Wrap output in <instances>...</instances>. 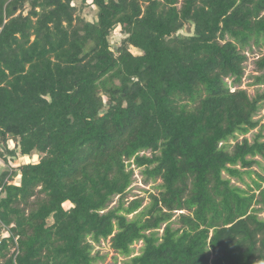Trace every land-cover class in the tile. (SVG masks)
Masks as SVG:
<instances>
[{
    "label": "trees",
    "instance_id": "obj_1",
    "mask_svg": "<svg viewBox=\"0 0 264 264\" xmlns=\"http://www.w3.org/2000/svg\"><path fill=\"white\" fill-rule=\"evenodd\" d=\"M74 1L0 0V264H264V0Z\"/></svg>",
    "mask_w": 264,
    "mask_h": 264
},
{
    "label": "rangeland",
    "instance_id": "obj_2",
    "mask_svg": "<svg viewBox=\"0 0 264 264\" xmlns=\"http://www.w3.org/2000/svg\"><path fill=\"white\" fill-rule=\"evenodd\" d=\"M91 2H92V0H89L87 5H83L82 0H75L74 4L83 8V12L81 13L82 16L86 17L89 21L94 22V21H96L97 9L92 7V5H90ZM29 9H30L29 1H27L26 2V12H28ZM182 34L189 35V32L184 30L182 32ZM122 37H123V35L120 32H117L113 35L111 41L113 44L118 43L119 41H121ZM246 54L248 56V61L245 65L246 74H245V77L243 80L242 88L246 89L248 91V93L250 94V96L252 98H254L257 93L264 92V85L263 86L253 85L255 75L259 74L256 72L255 63L257 62V59L259 56L264 55V49H253L252 51L248 50ZM257 119L261 121V125H264V107L258 113ZM257 132H258V130L253 131L252 133H250L247 136V138L252 141L253 138L255 137V135L257 134ZM9 146H10V148L14 149L15 144L11 141V142H9ZM16 153H17L15 156L16 158L14 156L9 157L10 159H13V167H16V168L23 165V164L36 163L40 160L39 159L40 157L37 153H34L31 157H21L20 155H18L19 150H16ZM148 155H150V153ZM259 160L262 161V165L264 167V161L261 158H259ZM2 167H3L2 162L0 161V173H2L4 171V169ZM263 167H260V166L254 167V170L264 175V168ZM133 168H135L134 169L135 172H134L133 184L130 187V189L128 190L127 201H133L135 199H143L144 200L143 205L146 206L151 201L150 200L151 194L157 195L160 193V190L157 187H158V185L161 184V182L160 181H158L156 183L146 182V180L142 174L143 170L138 169L136 167H133ZM20 177L21 176L19 174H16L14 176L13 182H11V183H19ZM247 181L250 182V180H248V179H247ZM40 197H43V196L41 195ZM37 199H33L32 202L38 201ZM118 202H119V197H115L110 208L112 209V207H116ZM66 207L69 208L70 205H66ZM178 216H179V213L177 214V217ZM263 216L264 215H262V217ZM175 226L177 227L178 224L175 223ZM7 235H8V232H4L2 234V236L0 237V239L6 237ZM142 248H143L142 242H138L137 244H135L134 245V250H135L134 254L135 255L140 254ZM96 253H99L100 256L105 258L103 261H101L98 264H127L129 261V258H126V257L118 254L113 249V247L111 246V240L110 239L109 240H103L100 244L95 245L94 254H96Z\"/></svg>",
    "mask_w": 264,
    "mask_h": 264
}]
</instances>
